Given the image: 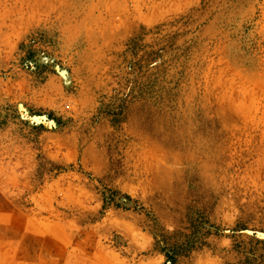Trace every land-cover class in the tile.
Instances as JSON below:
<instances>
[{"label":"rangeland","instance_id":"374dc122","mask_svg":"<svg viewBox=\"0 0 264 264\" xmlns=\"http://www.w3.org/2000/svg\"><path fill=\"white\" fill-rule=\"evenodd\" d=\"M264 264V0H0V264Z\"/></svg>","mask_w":264,"mask_h":264},{"label":"trees","instance_id":"16d2710c","mask_svg":"<svg viewBox=\"0 0 264 264\" xmlns=\"http://www.w3.org/2000/svg\"><path fill=\"white\" fill-rule=\"evenodd\" d=\"M165 262L164 264H174L175 262V259L172 257V256H169V255H165Z\"/></svg>","mask_w":264,"mask_h":264}]
</instances>
